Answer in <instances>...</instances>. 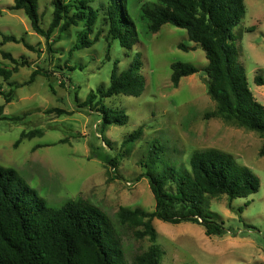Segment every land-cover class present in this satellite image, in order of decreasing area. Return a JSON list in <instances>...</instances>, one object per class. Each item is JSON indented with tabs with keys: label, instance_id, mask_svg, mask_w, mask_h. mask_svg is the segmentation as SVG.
Instances as JSON below:
<instances>
[{
	"label": "rangeland",
	"instance_id": "obj_1",
	"mask_svg": "<svg viewBox=\"0 0 264 264\" xmlns=\"http://www.w3.org/2000/svg\"><path fill=\"white\" fill-rule=\"evenodd\" d=\"M158 1L127 0L138 32V40L134 37L127 49L108 35L106 9L101 4L106 0L92 3L98 17L90 28L80 21L66 30L56 27L48 38L33 29L23 9L11 8L15 0H0V65L12 70L9 78L0 75V105H5L0 114V165L19 171L52 205L81 196L115 220L121 207L155 208L146 167L141 164L150 139L163 137L185 164L195 149L227 151L249 166L261 185L248 197L209 198V209L217 213L226 231L208 235L197 222L154 218L156 238L151 240L148 235L137 236L143 226L124 224L121 235L127 257L156 244L160 264H264V155L259 154L264 132L211 115L216 102L205 83V51L188 38L186 29L166 23L153 34L143 32L141 5ZM38 2L40 24L48 29L53 0ZM244 2L246 10L234 27L233 43L249 87L264 103V84L254 80L256 75L264 79V0ZM86 30L92 43L81 46L79 36ZM6 36L19 41L5 40ZM181 43L188 50L180 48ZM136 52L141 54L144 77L140 93L105 97V104L127 117L124 124L103 126L100 104L96 100L83 104L91 91L109 86L115 62L121 73ZM175 61L192 62L200 70L174 86L171 64ZM137 129L142 130L140 137L128 143ZM23 132L26 135L16 144Z\"/></svg>",
	"mask_w": 264,
	"mask_h": 264
},
{
	"label": "trees",
	"instance_id": "obj_2",
	"mask_svg": "<svg viewBox=\"0 0 264 264\" xmlns=\"http://www.w3.org/2000/svg\"><path fill=\"white\" fill-rule=\"evenodd\" d=\"M94 2L96 0H53V20L48 29L40 24L38 0H15L11 8L23 9L33 29L48 38L56 27L66 30L80 21L90 28L98 17ZM101 4L106 9L109 37L118 40L122 47L131 48L133 38L138 40V32L126 8L127 0H106ZM245 10L244 0H159L153 4L143 3L139 15L146 35L171 23L186 29L188 38L205 51V83L208 94L216 102L211 115L264 132V103L256 99L249 87L233 43L234 27ZM81 34V46L92 43L87 40V30ZM5 40L19 41L15 36H6ZM179 47L188 50L184 43ZM4 55L18 61L9 52ZM141 67L140 52H136L121 73L115 62L109 86H99L96 92L88 94L83 105H92L95 100L100 104L103 126L112 122L126 123L124 111L108 106L103 100L115 94L140 93L139 85L144 80ZM171 67L174 86H178L183 77L200 70L189 61H175ZM37 73L35 71L31 79ZM0 75L9 78L12 70L0 65ZM254 80L258 85L264 84L260 75ZM6 101H11L10 94L6 95ZM4 107L0 105V114ZM141 131L137 129L127 142L138 139ZM25 135L23 132L16 144ZM259 154L264 155V143ZM186 160L187 163H183L163 137L150 139L141 164L146 167L155 208L147 211L121 207L115 220L81 196L52 205L19 171L0 165V264H160V248L156 244L127 257L121 235L122 225H141L143 228L136 231L137 236L148 235L155 240L154 218L172 223L193 221L204 225L208 235L223 234L226 229L223 222L217 220V213L209 209V198L248 197L259 189L260 177L233 154L217 148L195 149ZM116 162L114 159L112 163Z\"/></svg>",
	"mask_w": 264,
	"mask_h": 264
}]
</instances>
